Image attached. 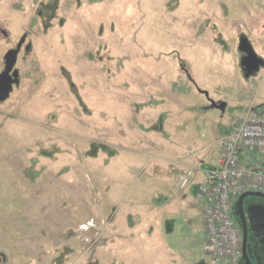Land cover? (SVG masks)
Instances as JSON below:
<instances>
[{
	"label": "rangeland",
	"instance_id": "rangeland-1",
	"mask_svg": "<svg viewBox=\"0 0 264 264\" xmlns=\"http://www.w3.org/2000/svg\"><path fill=\"white\" fill-rule=\"evenodd\" d=\"M246 45L264 52V0H0V75L11 52L19 74L0 101L4 264H211L179 162L240 113L238 80L261 86ZM245 214L264 257V199Z\"/></svg>",
	"mask_w": 264,
	"mask_h": 264
},
{
	"label": "built area",
	"instance_id": "built-area-1",
	"mask_svg": "<svg viewBox=\"0 0 264 264\" xmlns=\"http://www.w3.org/2000/svg\"><path fill=\"white\" fill-rule=\"evenodd\" d=\"M218 164L205 170L196 185V198L204 208V250L211 264H238L243 258V237L234 219V208L246 193L264 194V106H251L220 140ZM195 170L178 180L180 191L188 190Z\"/></svg>",
	"mask_w": 264,
	"mask_h": 264
},
{
	"label": "crops",
	"instance_id": "crops-1",
	"mask_svg": "<svg viewBox=\"0 0 264 264\" xmlns=\"http://www.w3.org/2000/svg\"><path fill=\"white\" fill-rule=\"evenodd\" d=\"M255 52H254L255 56L258 59L257 62L260 63V64H264V61H263L264 52L261 51V49L258 52L255 50ZM243 62H245V59H244ZM242 67H243V64H242ZM244 71H245V68H244ZM253 76H254V74L252 73L249 76V78H252ZM240 81L241 80H238V82H239L238 87H239L240 91L245 95L244 97L250 98V99H248V98L246 99L248 101H246L247 103L246 102L244 103L245 104L244 106L243 105L239 106L240 107V113L238 115H236L232 119L231 122L224 121V119H223V122H219V123L218 122H214L213 120H210L211 121V125H210L211 126V131L204 132L202 134V136H200L201 142L203 144L202 148L200 150H198L197 153L193 154L191 152L189 154V156H187V158H184L183 160H181L179 162V164L182 165L181 166L182 169H185V167H189L186 163H190V164L193 163V164L196 165L195 168H192L193 170H195L194 182H193L192 186L188 190H186V192L184 191L185 194H184V196L182 198V201L185 204H187L189 207H193V206H191L193 204H192V201L190 199V194H192L195 197V199H197L196 198V185L203 181L205 170L207 168H209V167L216 166L218 164V159H219V155H220V151H221L220 144H219L220 140L228 137L231 134V130H232L233 125L237 121L242 119V117L244 116V114H245V112H246V110L248 108H250L251 106H258V107L259 106H264V77L262 78L261 86L259 87V89L256 88L257 79H255V78L251 79V83H252L251 85L252 86H251L250 89L242 88V84L240 83ZM226 106L228 107L227 104H226ZM236 107H233V108H236ZM200 117L206 118L207 116L206 115H200ZM199 156H200V161L196 160V157H199ZM192 169L190 168L188 170H192ZM181 175H182L181 173H178V175H177L178 176V180L181 177ZM177 187H178V183H177ZM165 197L167 199L169 198L167 196H165ZM170 202H172V201H170L169 199L167 201H165V202H164V200L163 201H159L158 205L155 208L158 209L159 211L163 212V213H166V210L168 211V209L170 207V205H169ZM203 214H204V212H203ZM169 221L170 220L168 218H166V217L163 218V224H164V222L167 224V222H169ZM112 229L114 231L115 230V226L112 227ZM169 232L170 233L174 232V229L171 228L169 230ZM205 233H206V229H205V222H204V237L206 239V234ZM164 246H165L166 249L168 248L166 243L164 244ZM135 252H136L135 249H133L132 252L130 253V255L134 254ZM171 254L173 255V258H175V259H179L180 258L178 256V254L176 252H174L173 250L171 251ZM184 256L187 257L189 255H188L187 252H184ZM184 261H185V259H184ZM254 261H255V264H264V257L261 256V255H259V256L254 255ZM182 262H183V260H182ZM141 264H143L142 260H141ZM223 264H232V263L224 262ZM238 264H246V262L243 259Z\"/></svg>",
	"mask_w": 264,
	"mask_h": 264
},
{
	"label": "water",
	"instance_id": "water-1",
	"mask_svg": "<svg viewBox=\"0 0 264 264\" xmlns=\"http://www.w3.org/2000/svg\"><path fill=\"white\" fill-rule=\"evenodd\" d=\"M247 53H248V61H250L251 63L255 62V66H248L245 65L246 62H243V67L245 68V72L247 73L248 77L254 73L260 70V68L263 66V64H260L257 62V57L255 56V53L253 52V50L246 45L245 47H243ZM17 55L18 52H11L6 56V70L4 72V74L0 75V101L4 102L8 99L9 95L11 94L12 90H13V84H14V80L11 77L10 73L13 70L16 62H17ZM8 78V79H7ZM216 109H226V104H222V105H216L214 104V106ZM250 197H256V198H261L264 199V194L261 193H246L244 195H242L240 197V199L238 200L237 203V207L239 209V214L241 215V219L243 222V227H244V239H243V258L246 262V264H253L248 256V252H247V246H248V229H247V222H246V218H245V213H244V202L247 198Z\"/></svg>",
	"mask_w": 264,
	"mask_h": 264
},
{
	"label": "flooded vegetation",
	"instance_id": "flooded-vegetation-1",
	"mask_svg": "<svg viewBox=\"0 0 264 264\" xmlns=\"http://www.w3.org/2000/svg\"><path fill=\"white\" fill-rule=\"evenodd\" d=\"M245 65H248V66H252L254 67L255 65V62L254 63H251L250 61H248V56H245ZM5 70H6V66H5ZM16 72V73H15ZM15 74L17 76V79H13L14 80V84H13V88L16 86L17 82H18V73H17V69H15V66L13 68V70L11 71L10 75H13ZM8 79V78H7ZM247 199L245 200L244 202V213H245V203H246ZM239 214V209H235L234 208V219H235V222L237 224V226L239 227L240 229V232L242 234V237L244 239V227H243V222H242V219H241V215H237ZM236 215H237V218H236ZM245 218H246V214H245ZM246 222H247V229H248V246H247V252H248V256L251 260V262L253 264H255V261H254V255L256 256H259L261 255L260 254V251L257 250V245L255 244V237L252 236V233H251V230H250V227H249V224H248V221H247V218H246ZM262 256V255H261ZM244 258H242L243 260ZM241 260V261H242ZM245 261V260H244ZM5 263V259H3L1 256H0V264H4Z\"/></svg>",
	"mask_w": 264,
	"mask_h": 264
},
{
	"label": "trees",
	"instance_id": "trees-1",
	"mask_svg": "<svg viewBox=\"0 0 264 264\" xmlns=\"http://www.w3.org/2000/svg\"><path fill=\"white\" fill-rule=\"evenodd\" d=\"M237 203H238V201H237ZM237 203L235 204V209H237L238 207H237Z\"/></svg>",
	"mask_w": 264,
	"mask_h": 264
},
{
	"label": "bare ground",
	"instance_id": "bare-ground-1",
	"mask_svg": "<svg viewBox=\"0 0 264 264\" xmlns=\"http://www.w3.org/2000/svg\"><path fill=\"white\" fill-rule=\"evenodd\" d=\"M85 229V228H84Z\"/></svg>",
	"mask_w": 264,
	"mask_h": 264
}]
</instances>
